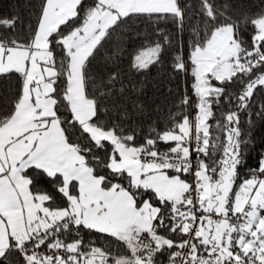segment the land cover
<instances>
[{
    "label": "snow or ice",
    "instance_id": "snow-or-ice-1",
    "mask_svg": "<svg viewBox=\"0 0 264 264\" xmlns=\"http://www.w3.org/2000/svg\"><path fill=\"white\" fill-rule=\"evenodd\" d=\"M14 7L0 264H264V0Z\"/></svg>",
    "mask_w": 264,
    "mask_h": 264
},
{
    "label": "trees",
    "instance_id": "trees-1",
    "mask_svg": "<svg viewBox=\"0 0 264 264\" xmlns=\"http://www.w3.org/2000/svg\"><path fill=\"white\" fill-rule=\"evenodd\" d=\"M18 0H0V17H8L15 11V4ZM23 15V13H22ZM156 75V70H152V76ZM7 82L0 84V89L6 88ZM149 95H151V90H149ZM254 139L256 141V147L249 153L248 165L249 167H255L257 160L259 159V154L264 151V143H261L264 139V121H257L255 128Z\"/></svg>",
    "mask_w": 264,
    "mask_h": 264
}]
</instances>
